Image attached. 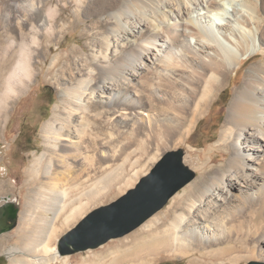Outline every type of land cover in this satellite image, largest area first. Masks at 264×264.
<instances>
[{
    "label": "bare ground",
    "instance_id": "6f19581e",
    "mask_svg": "<svg viewBox=\"0 0 264 264\" xmlns=\"http://www.w3.org/2000/svg\"><path fill=\"white\" fill-rule=\"evenodd\" d=\"M3 6L0 126L36 79L44 41L60 38L61 45L82 14L100 18L82 30L90 43L71 48L76 81L42 126L46 150L28 170L36 187L26 199L21 255L11 252L10 264H75L53 244L58 233L114 187L116 195L132 187L145 174L140 158L153 162L186 143L232 71L240 76L219 138L206 157L187 155L200 175L121 240L124 250L112 244L86 257L110 254V262L82 264H146L162 254L189 257V264L264 261V0H5ZM221 152L228 155L218 164Z\"/></svg>",
    "mask_w": 264,
    "mask_h": 264
},
{
    "label": "rangeland",
    "instance_id": "374dc122",
    "mask_svg": "<svg viewBox=\"0 0 264 264\" xmlns=\"http://www.w3.org/2000/svg\"><path fill=\"white\" fill-rule=\"evenodd\" d=\"M4 4L5 0H0V8ZM3 7L5 8L6 6ZM72 11V8H69L65 12V15L68 17L71 16ZM81 19L84 22L79 21L75 26L71 27L62 39L61 45H58V40L60 38L56 40L53 39L50 42L44 41L46 50L41 52L37 59L36 68L38 74L36 79L31 87L15 101L5 119L6 121L4 120L0 126V206L10 202L11 208L18 209L19 214L17 227L11 231L0 234V264H10L11 254L16 251L15 249H20L23 246L20 231L23 230L27 213L25 212L26 199L28 192L32 194L36 187V184L30 181L28 170L35 158L46 150L45 140L41 131L42 126L51 119L53 108L63 97V91L72 86L76 81L77 70H75L74 63L77 54L72 53L71 48L76 46L80 47L82 44L86 43L89 44L92 38L90 35L82 34V30H92L93 27L97 25L98 20H100L97 16L89 18L83 14L81 15ZM0 33V42L4 44V34H2V32ZM84 54H89L88 48L85 50ZM57 55H62L59 59V63H57L54 68H50L53 59ZM1 65L0 63V66ZM244 69H246V67H244L243 70ZM231 75L234 77L233 80H235L239 78L240 73L236 75L235 71H232ZM233 80H230L229 83L215 92L211 106L207 113L198 120L196 127L191 131L186 143L171 147L165 153L160 154L153 162L149 161L148 158H140L138 160L139 168L145 167L146 169L145 174H141L138 180L150 172L163 155L171 150L177 149H183L184 163L194 170L196 174L193 180L183 186L178 192H182L200 175V170L192 166L190 158L187 155L194 150L195 156L201 153L203 157H206L205 151H207L219 138L227 113V105L233 94ZM221 155L224 154L221 152L220 156L217 157L218 164L228 154H225V156ZM133 160L134 159H132L131 162ZM114 167L115 166H113V168ZM135 184L132 187H134ZM126 191L117 193L116 195V189L114 187L107 197L91 205L81 216H78L70 226L64 227L54 239L53 244L58 247V239L68 230L75 227L89 212L101 205L112 202L126 193ZM178 192H176L174 196ZM171 199L158 212L164 210L171 202ZM133 231L121 237L112 238L99 247L89 248L84 251L66 255L70 256L71 262L75 264L90 263V261L108 263L112 260L113 255L104 254L106 257L103 255L104 258H97V260L93 256L86 257L89 256L91 252L100 251L104 247L112 244H117L118 250H124L125 246L123 247L120 241ZM19 249L16 251L15 256L21 255ZM115 249L117 250V247H115ZM115 249L113 247L112 251ZM251 262L264 263V261L250 259L243 261L242 264H250ZM146 264H189V257H175L169 254H162L157 259Z\"/></svg>",
    "mask_w": 264,
    "mask_h": 264
},
{
    "label": "water",
    "instance_id": "95a60500",
    "mask_svg": "<svg viewBox=\"0 0 264 264\" xmlns=\"http://www.w3.org/2000/svg\"><path fill=\"white\" fill-rule=\"evenodd\" d=\"M183 157V149L167 152L134 187L89 212L58 239L60 253L66 255L99 247L112 238L133 231L162 209L196 176L195 171L184 163ZM18 222V209L11 208L10 202L0 206V234L13 230Z\"/></svg>",
    "mask_w": 264,
    "mask_h": 264
}]
</instances>
